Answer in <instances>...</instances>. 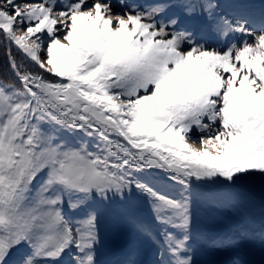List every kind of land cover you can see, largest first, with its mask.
Returning <instances> with one entry per match:
<instances>
[{"label":"snow or ice","instance_id":"6c2138e0","mask_svg":"<svg viewBox=\"0 0 264 264\" xmlns=\"http://www.w3.org/2000/svg\"><path fill=\"white\" fill-rule=\"evenodd\" d=\"M122 9L0 0L18 53L0 71V264H102L110 220L128 239L103 264L264 242V7Z\"/></svg>","mask_w":264,"mask_h":264},{"label":"rangeland","instance_id":"374dc122","mask_svg":"<svg viewBox=\"0 0 264 264\" xmlns=\"http://www.w3.org/2000/svg\"><path fill=\"white\" fill-rule=\"evenodd\" d=\"M113 2H115V6L122 7L124 3H143V0H111V3ZM247 2L253 5L257 10L264 7V0H247ZM114 10L118 13L122 11L119 7L113 8V11ZM9 47L11 48L12 55L18 57V53L14 46H7L4 43H0V71L7 70V49ZM139 210L142 214H147L146 206L139 205ZM255 211L258 213L259 209L257 208ZM127 239V229L123 224L116 221H108L102 234V264L103 262L113 259L125 246ZM237 256L245 260L247 264H264V242L257 240L249 245H246L243 249L236 253H227L222 251L215 252L202 257V259L211 262V264H230V261L236 259ZM150 259L151 255L147 249H145L144 254L141 256V260L147 261Z\"/></svg>","mask_w":264,"mask_h":264},{"label":"bare ground","instance_id":"6f19581e","mask_svg":"<svg viewBox=\"0 0 264 264\" xmlns=\"http://www.w3.org/2000/svg\"><path fill=\"white\" fill-rule=\"evenodd\" d=\"M116 11V10H115Z\"/></svg>","mask_w":264,"mask_h":264}]
</instances>
